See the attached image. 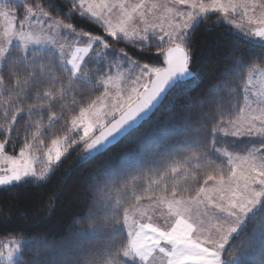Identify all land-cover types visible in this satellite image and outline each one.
Wrapping results in <instances>:
<instances>
[{"label":"snow or ice","instance_id":"1","mask_svg":"<svg viewBox=\"0 0 264 264\" xmlns=\"http://www.w3.org/2000/svg\"><path fill=\"white\" fill-rule=\"evenodd\" d=\"M210 14L264 49V0H0V187L45 181L81 144V159H92L150 119L172 89L186 95L196 75L192 34ZM77 15L116 43L79 28ZM128 47L154 48L162 64L141 62ZM233 71L244 86L242 103L234 96L225 110L207 93L188 97L176 149L157 154L146 171L105 174L115 196L90 201L76 221L87 227L71 243L53 245L61 258L48 264H244L236 249L248 256L251 245L232 242L249 224L264 234V90L250 87L255 75L264 77V55L234 57ZM88 88L87 102H78L75 95ZM61 120L62 134L47 145ZM229 137H248L250 146L240 153ZM17 144L18 154H6ZM88 233L103 238H81ZM25 243L0 244V264H19L14 257Z\"/></svg>","mask_w":264,"mask_h":264},{"label":"trees","instance_id":"2","mask_svg":"<svg viewBox=\"0 0 264 264\" xmlns=\"http://www.w3.org/2000/svg\"><path fill=\"white\" fill-rule=\"evenodd\" d=\"M57 3H61V0H57ZM74 23L79 28L103 36L101 28L78 16ZM191 44L195 53L192 66L196 75L185 86L186 95L172 89L165 100L167 109L165 105L160 106L135 131L120 138L92 159H81L83 148L80 145L68 151L45 181L0 187V239L16 238L26 241L17 258L19 264H48L49 258H61L58 252L52 250V246L71 243L74 239L72 233L82 226L87 227L86 220H82L80 224H76V221L88 215L90 201L95 199L102 203L115 196L114 187L105 184L103 180L105 174L118 169L135 172L141 167L146 171L157 154H167L176 149L183 139L185 114L191 111L190 108L182 110L181 107L188 97L195 102L204 99V94L207 93L209 98L222 99L225 110L231 107L230 101L234 96L242 103L244 86L233 71L234 57L243 55L247 59L253 55H264V49L258 46L259 42L255 38L244 40L223 23L217 26L215 16L210 15L195 28ZM127 51L141 62L161 63L152 56V49L141 52L138 48L128 47ZM90 91V88L79 91L75 99L86 103ZM73 98L71 93L66 97L68 105L71 106ZM169 100L172 101L170 105ZM204 108L207 109V105ZM61 110L59 104L54 109L57 112ZM212 110L215 111V108ZM71 114L66 112V117ZM59 123H63V120L53 129L58 130ZM228 140L232 142L231 139ZM237 145L233 143L234 150ZM20 146L17 144L15 151ZM193 169L199 171L196 165H193ZM94 178L99 182L94 191L86 194V186ZM251 234L253 232L247 230L233 242H239L235 246L242 242L251 245L250 255L240 257L244 264H259L264 259V245H261L260 236ZM81 238L98 240L103 237L88 233ZM236 251L238 255L239 249Z\"/></svg>","mask_w":264,"mask_h":264},{"label":"rangeland","instance_id":"3","mask_svg":"<svg viewBox=\"0 0 264 264\" xmlns=\"http://www.w3.org/2000/svg\"><path fill=\"white\" fill-rule=\"evenodd\" d=\"M210 15H212V16H215V19L217 20V14H210ZM209 15V16H210ZM78 16V15H77ZM79 17V16H78ZM3 22L2 21H0V24H2ZM224 25H226V24H224ZM226 26H228V27H231V26H229V25H226ZM232 28V27H231ZM233 29V28H232ZM102 30V29H101ZM233 31H234V33L235 34H237V35H239L240 36V34L236 31V30H234L233 29ZM102 33H103V36L106 38V39H108L110 42H112L113 44H115L116 43V41H114V40H112V38L111 37H106V35H105V33L103 32V30H102ZM102 36V35H101ZM254 39V38H253ZM121 46H123V45H121ZM153 50V57L156 59V56H155V49L153 48L152 49ZM159 61H161V63L160 64H162V59H160ZM251 89H252V91H257V92H259V91H261V90H264V77H261L259 74H257V75H255L254 76V79H253V81H252V83H251ZM96 94H98V93H96ZM70 95V94H69ZM242 99H243V89H242ZM78 112V111H77ZM54 134H62V133H59V129L58 130H55V129H52V131L45 137V140H46V143H47V145H51V137L53 136V138H55V135ZM228 139H231L232 140V142L233 143H236V144H238L237 145V148H236V151H238V152H240V153H243V151H244V149H245V147L246 146H250L249 145V138L248 137H229ZM239 141H241L242 143H239ZM80 146V145H79ZM81 146H82V148L84 147L82 144H81ZM75 147H77V146H75ZM75 147H72V148H70L68 151H70L71 149H73V148H75ZM18 152H19V149L17 150V151H15V150H13V148H11L10 146L8 147L7 146V148H6V154H18ZM68 153V152H67ZM66 153V154H67ZM65 154V155H66ZM39 155V154H38ZM64 155V156H65ZM63 156V157H64ZM62 157V158H63ZM37 166H39V165H37ZM143 203H147L146 201H144ZM247 230H251L252 231V225L251 224H249V225H247L246 226V231ZM245 231H242L237 237H239L240 235H242L243 233H244ZM253 232V231H252ZM258 236H260V238H261V240H262V238H264V234H262V233H260L259 231H256L255 232ZM251 236H255V235H253V234H251ZM12 240H20V239H16V238H11V239H0V244H6V243H8V242H10V241H12ZM237 244V243H239V242H233V246L235 247V245L234 244ZM261 245H264V244H262L261 243ZM225 255L227 256V258H228V254L227 253H225ZM18 256H19V253L17 254V256L16 257H14V259H17L18 258ZM238 258H240V256H239V253H238ZM225 259H226V257H225Z\"/></svg>","mask_w":264,"mask_h":264},{"label":"water","instance_id":"4","mask_svg":"<svg viewBox=\"0 0 264 264\" xmlns=\"http://www.w3.org/2000/svg\"><path fill=\"white\" fill-rule=\"evenodd\" d=\"M190 80H191V79H190ZM190 80H189V81H190ZM153 113H154V112H153ZM153 113H152V114H153Z\"/></svg>","mask_w":264,"mask_h":264}]
</instances>
